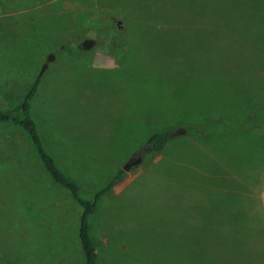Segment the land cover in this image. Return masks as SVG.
Masks as SVG:
<instances>
[{"label": "rangeland", "instance_id": "374dc122", "mask_svg": "<svg viewBox=\"0 0 264 264\" xmlns=\"http://www.w3.org/2000/svg\"><path fill=\"white\" fill-rule=\"evenodd\" d=\"M202 20L130 0H0V109L19 104L51 69L33 115L86 196L142 157L92 218L98 264H179L173 226L207 211L242 209L264 226V131L218 127L197 140L177 125L164 154H136L146 132L197 106L230 110L240 125L256 97L264 125V20L252 46L244 34L222 33L226 45L250 46L223 67L203 62V54H221L200 50ZM32 148L17 127L0 125V264H83L81 207Z\"/></svg>", "mask_w": 264, "mask_h": 264}, {"label": "trees", "instance_id": "16d2710c", "mask_svg": "<svg viewBox=\"0 0 264 264\" xmlns=\"http://www.w3.org/2000/svg\"><path fill=\"white\" fill-rule=\"evenodd\" d=\"M130 1L142 3L146 10L160 8L168 12L176 7L178 11H188L190 15L203 16V20L198 24L202 37L200 50L207 52L210 49L213 54H221L213 56L203 54L202 58H205L203 62L206 65V62L211 61L214 64L222 65V67L229 66V60L238 63V59L240 60L250 53V46L246 47L241 43L226 45L228 39L221 38L222 33L232 34L234 32L241 36L244 34L243 39L246 40L247 44L250 42L251 46L259 41L263 35L260 30H263L261 29L263 27L261 22L264 20V0ZM122 10L128 16L127 11ZM254 30L257 31L254 33ZM230 41L234 43L232 40ZM229 54L233 57H229ZM50 70L48 69L36 77L19 104L7 109H0V125L17 127L33 147L34 154L49 179L69 192L79 204L81 207L79 242L84 256L83 264H98V250L92 237V218L99 210L105 195L124 181L126 172L120 168L92 196H86L77 181L63 170L55 156L47 149L33 115V108L36 104V96L40 90L41 81ZM249 102L254 103L252 106L254 111H251L254 114L250 111L243 114L240 125L233 122V113L230 110L205 113L204 109L197 106L198 109L193 112L185 111L175 117L172 115L173 119L169 121H172L170 125L158 126L145 133L143 144L136 154L141 151L152 157L164 154L173 139L171 127L177 125L189 129L190 138L197 140L217 135L218 127H222V133L229 134L231 130L264 131V125L260 122L261 115L259 114V111L262 110L261 105L257 103L256 97H251ZM249 119H254L253 125H246ZM215 189L224 188L216 187ZM225 190L227 191V188L223 191ZM193 211L196 215H200L198 209ZM241 211L242 209L223 210L217 214L214 211H207L205 212L206 215H200V220L195 219L193 215L192 218L182 219L185 221L184 223H181L182 220H177L180 223L173 226L172 249L175 255L180 257L177 258L180 259L179 264H264V226L253 224L251 218L248 217V212L244 211V215L241 216ZM212 221L217 223L212 225Z\"/></svg>", "mask_w": 264, "mask_h": 264}, {"label": "water", "instance_id": "95a60500", "mask_svg": "<svg viewBox=\"0 0 264 264\" xmlns=\"http://www.w3.org/2000/svg\"><path fill=\"white\" fill-rule=\"evenodd\" d=\"M119 27H120V21H119ZM136 162V165H138L141 161H142V157H138L136 160H134ZM131 160L125 165L124 170H128L129 169V165L131 164Z\"/></svg>", "mask_w": 264, "mask_h": 264}, {"label": "flooded vegetation", "instance_id": "af4514ba", "mask_svg": "<svg viewBox=\"0 0 264 264\" xmlns=\"http://www.w3.org/2000/svg\"><path fill=\"white\" fill-rule=\"evenodd\" d=\"M130 160H131L132 162H134V160H132V159H130ZM130 160H129V161H130ZM132 162H131V163H132Z\"/></svg>", "mask_w": 264, "mask_h": 264}]
</instances>
